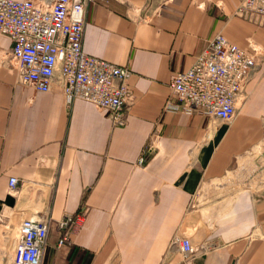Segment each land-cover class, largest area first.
Instances as JSON below:
<instances>
[{
  "label": "crops",
  "instance_id": "obj_1",
  "mask_svg": "<svg viewBox=\"0 0 264 264\" xmlns=\"http://www.w3.org/2000/svg\"><path fill=\"white\" fill-rule=\"evenodd\" d=\"M238 2L87 0L82 49L130 70L122 125L86 100L66 103L55 80L47 91L17 83L0 32V264L18 221L39 214L50 217L40 264H177L179 252L168 249L176 234L193 246L184 264H264V178L217 200L212 219L209 205L193 206L203 185L263 136L264 26L234 14ZM217 31L262 54L234 117L164 110L169 75L188 68ZM78 212L58 244L57 221Z\"/></svg>",
  "mask_w": 264,
  "mask_h": 264
},
{
  "label": "built area",
  "instance_id": "obj_2",
  "mask_svg": "<svg viewBox=\"0 0 264 264\" xmlns=\"http://www.w3.org/2000/svg\"><path fill=\"white\" fill-rule=\"evenodd\" d=\"M86 4L87 0H0V32L11 41L6 58L17 83L47 91L55 80L66 103L76 98L86 100L104 109L112 125H122L133 98L126 81L130 70L82 49ZM233 13L264 26V0H239ZM261 55L255 48L246 50L220 31L215 32L188 68L169 75V94L162 108L230 120L244 99L240 94L243 83ZM142 162L140 155L137 163ZM17 182L16 176L7 177L8 192H15ZM81 215L66 214L57 221L64 228L58 244L67 240V227H74ZM49 223L47 214L18 221L9 264L41 263ZM10 225L9 221L5 223L6 227ZM171 248L180 254L177 264H184L193 250L188 236L178 234L172 237ZM229 264L240 263L233 258Z\"/></svg>",
  "mask_w": 264,
  "mask_h": 264
},
{
  "label": "rangeland",
  "instance_id": "obj_3",
  "mask_svg": "<svg viewBox=\"0 0 264 264\" xmlns=\"http://www.w3.org/2000/svg\"><path fill=\"white\" fill-rule=\"evenodd\" d=\"M262 168H264V128L262 138L251 148L238 155L232 166L220 179L208 186L203 185L202 190L194 196L193 206L200 208L209 205L211 210L206 214V217L212 219L213 209L218 205L217 200L221 201L240 188H255L259 185V180L264 178ZM6 264H9V260Z\"/></svg>",
  "mask_w": 264,
  "mask_h": 264
}]
</instances>
